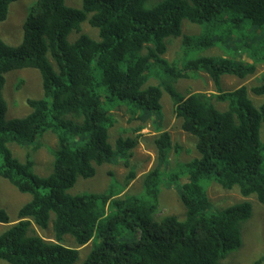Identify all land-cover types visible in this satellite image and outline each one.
I'll list each match as a JSON object with an SVG mask.
<instances>
[{
  "label": "trees",
  "instance_id": "1",
  "mask_svg": "<svg viewBox=\"0 0 264 264\" xmlns=\"http://www.w3.org/2000/svg\"><path fill=\"white\" fill-rule=\"evenodd\" d=\"M17 1L0 0V22L8 19ZM184 21L205 29L197 37L186 35ZM84 22L98 29L99 40L82 34ZM73 32L78 37L70 42ZM234 34L237 54L249 53L251 62L189 59L190 52L224 41L231 47ZM180 37L185 57L171 63L164 57L167 40ZM261 63L264 0H83L81 9L68 7L66 0H37L21 43L13 47L0 38V177L31 195L16 223L0 235V260L79 264L80 247L92 244L82 264H224L243 247V223L252 218L253 206L244 201L211 211L204 181L213 180L225 190L238 187L242 196L255 195L264 204V103L254 105L247 85L224 91L222 77L245 80ZM21 69L39 71L44 98L29 99V114L8 119L6 75ZM198 73L209 76L216 93L184 95L177 89L181 79ZM152 77L157 84L149 83ZM251 91L264 95V83ZM165 93L182 131L197 138L199 157L174 171L172 135L162 131L154 140L157 165L143 178V195L124 193L137 177L135 169L102 193L70 194L79 178H94L99 166L121 160L130 166L139 137H120L112 144L113 111L126 107L131 120L151 117L160 122ZM216 103L228 107L218 110ZM48 132L56 135L58 145L53 173L43 177L34 172L32 153L42 148L40 139ZM10 144L32 152L22 162ZM176 149L183 151L179 144ZM187 175L189 181L178 193L185 219H157L164 182ZM0 223H12L1 209ZM33 225L52 229L55 240L32 233ZM66 236L75 240L76 248L65 244ZM263 262L264 257L255 264Z\"/></svg>",
  "mask_w": 264,
  "mask_h": 264
},
{
  "label": "rangeland",
  "instance_id": "2",
  "mask_svg": "<svg viewBox=\"0 0 264 264\" xmlns=\"http://www.w3.org/2000/svg\"><path fill=\"white\" fill-rule=\"evenodd\" d=\"M36 1L37 0H19L11 5L8 19L4 22H0V38L6 44L16 47L21 43L25 21ZM82 3L83 0H66L67 6L74 9H81ZM204 29L205 25L193 24L189 21H184L183 24L184 34L192 37L201 35ZM74 34L75 32L68 38L70 42H73L72 39L78 37V35ZM82 34L99 40L98 29L91 27L88 22L83 23ZM256 34L257 32L255 35ZM235 38H237V35L234 34L231 47V43L224 41L210 48L198 49L190 52L189 59L199 57H233L237 60L242 59L246 62H251L252 59L249 53L237 54L238 52L234 49V46L238 41ZM167 42L168 52L164 57L171 63H181L183 61L182 59L185 57L182 37L168 39ZM97 76L100 77V71ZM149 83L157 84L158 80L152 77ZM263 83L264 63L258 65V71L254 76L245 80L231 75H224L222 77V87L223 90L227 92L247 85L250 91L249 97L256 107L264 103V95H255L251 91V88L262 85ZM176 87L184 95L195 92L216 93V88L206 73L191 74L189 78L181 79ZM4 96L8 103V119L23 117L29 114L31 108L27 104V101L29 99L44 98L42 78L39 71L35 69H21L13 70L8 73L6 75ZM162 104L163 110L160 116V122L151 117L145 118V120H131V115L126 107L115 109L113 112L116 122L110 130V142L114 144L120 137H139V144L133 151L132 157L129 158L130 166H126L125 160H121L116 164L99 166L97 167V174L94 178L87 180L79 178L76 185L69 190V193L72 195L102 193L107 190L113 180L122 183L131 169H135L137 177L124 193L128 192L135 195H143L145 193L143 178L157 165L158 153L154 140L162 131H168L172 135L173 150L170 154V166H175L174 171L180 169L185 163L199 157L196 150L197 138L182 131L181 120L176 118L172 100L166 93L162 99ZM216 105L218 110H226L228 107L227 103H216ZM261 138L264 144V126L262 127ZM40 142L43 145L42 148L32 153V158L35 162L34 172L39 176L46 177L53 173V152L57 148L58 139L55 134L48 132L40 139ZM177 144H179L183 150L180 153L181 155L177 153ZM9 147L14 156L22 162L27 158L28 153L32 152V150L25 149L17 144H10ZM167 171L171 172L172 169L167 166ZM188 181L189 176L187 175L179 180L172 182L166 180L164 182L161 187L157 219H161L168 215H175L181 220L185 219L186 208L178 193L182 185L186 184ZM204 186L208 191V196L212 204L211 211L221 210L244 201H250L252 203L253 216L249 221L243 223L242 228L244 245L240 250L230 253L223 263L255 264L259 259L264 257V204H262L255 195L248 198L242 196L238 187L233 190H225L213 180H205ZM30 200L31 195L19 192L9 181L0 177V209L8 213L12 222L10 224L0 223V235L5 232L11 224L16 223L19 210ZM32 233L49 241L55 240L52 229L44 231L36 225H33ZM65 244L69 247H77L75 240L71 236L65 237ZM91 245L92 244L80 247L82 251L79 264H82L86 259ZM0 264H5V262L0 260ZM262 264H264V262Z\"/></svg>",
  "mask_w": 264,
  "mask_h": 264
}]
</instances>
